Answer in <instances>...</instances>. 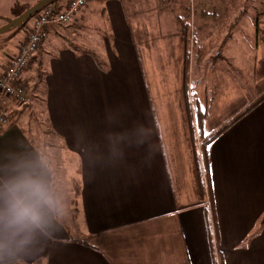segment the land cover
Segmentation results:
<instances>
[{"label":"crops","instance_id":"1","mask_svg":"<svg viewBox=\"0 0 264 264\" xmlns=\"http://www.w3.org/2000/svg\"><path fill=\"white\" fill-rule=\"evenodd\" d=\"M95 2L110 26L111 38L94 34L110 69L84 53L90 45L82 43L78 55L62 47L41 87L60 136L58 164L29 126L12 123L0 134V174L17 165L43 171L66 210L23 264H264V100L205 145L221 125L209 129L206 111L189 116L182 92L195 30L186 40L178 18L167 28L155 0L147 9L132 0ZM76 15L71 25L82 27L81 39L85 21L96 18ZM258 22L264 41V13ZM164 105L174 111H159Z\"/></svg>","mask_w":264,"mask_h":264},{"label":"rangeland","instance_id":"2","mask_svg":"<svg viewBox=\"0 0 264 264\" xmlns=\"http://www.w3.org/2000/svg\"><path fill=\"white\" fill-rule=\"evenodd\" d=\"M38 1L0 0V28L8 21L21 16ZM68 1L57 0L56 4L63 9ZM85 1V6L76 14H80L79 17L88 18V14L92 12L93 15L90 17L95 16L94 23L85 21L86 26L83 30L84 33H81V36L83 35L81 39L78 33L82 27L77 28V26L71 25L76 22L78 16L76 14L68 22L51 23L45 26L41 43L33 54L34 58L24 68L21 76L29 104L27 107H21L20 111L10 113L7 124L0 127L1 134L12 123L18 122L25 128L29 126L30 137L38 146L51 147L48 148V154L53 157L52 160L55 163L60 161V136L55 132V129L50 127L49 115L43 110L41 102V99L45 98V93L41 87L44 88L46 74L49 72V60L59 54V49L62 47L71 50L76 55L81 54L83 53L81 45L84 43L90 45V49L87 48L88 50H84V53L94 60L97 59L98 66L103 72L110 69L108 58L104 55L103 40L94 35L100 33L101 35L98 36L104 34V36L111 38L110 26L101 14L96 0ZM132 1L135 5L136 1L140 2L139 6L143 9H147L146 7L152 2V0ZM155 1L158 12L167 28H174L175 23H177L175 19L178 18L179 27L182 20L186 23L188 35L193 29L197 35L196 46L192 41H186L191 56L187 66V96L184 88L182 92L185 97L184 101H187L191 113L208 112L209 129L221 125L214 134L208 136L206 121L204 120L203 133L204 136H208L204 144L207 145L235 122L253 112L256 105L264 100V57L262 54L264 41L259 36V25L257 26L260 16L264 13V0H231L222 4L220 6L222 9H216L211 15L212 17H206L207 22H205V16L208 15L203 16L199 13L200 8L205 6L207 0ZM213 6H215V2L209 4V7ZM43 8H40L21 25L0 33V64L2 61L10 59L15 48L25 38L31 21ZM221 12L222 15H220ZM199 45L206 50V53L200 60H197L196 54L199 52L197 50ZM38 65L40 68H37ZM166 75L169 74L166 73ZM182 108L183 106H180V109ZM167 110L170 113L174 111L171 106L164 105L163 109L162 106H159V111L165 112ZM21 113L27 114L19 117ZM197 116L199 119V115ZM199 123L200 121L197 120L198 128H200ZM194 126L197 129L195 123ZM212 136L213 139H209ZM197 146L198 152L202 154L201 140H197ZM201 159L203 161L204 158L201 157ZM257 230L258 228H256ZM248 239L249 236L242 241L240 246L246 244Z\"/></svg>","mask_w":264,"mask_h":264},{"label":"clouds","instance_id":"3","mask_svg":"<svg viewBox=\"0 0 264 264\" xmlns=\"http://www.w3.org/2000/svg\"><path fill=\"white\" fill-rule=\"evenodd\" d=\"M65 211L43 171L17 165L0 174V264H23Z\"/></svg>","mask_w":264,"mask_h":264},{"label":"built area","instance_id":"4","mask_svg":"<svg viewBox=\"0 0 264 264\" xmlns=\"http://www.w3.org/2000/svg\"><path fill=\"white\" fill-rule=\"evenodd\" d=\"M85 0H69L65 7L56 13L45 6L31 21L30 28L17 53L12 56L0 72V127L5 126L12 107H22L28 102L21 76L33 56L44 27L51 23L68 22L85 6Z\"/></svg>","mask_w":264,"mask_h":264},{"label":"trees","instance_id":"5","mask_svg":"<svg viewBox=\"0 0 264 264\" xmlns=\"http://www.w3.org/2000/svg\"><path fill=\"white\" fill-rule=\"evenodd\" d=\"M96 1H100V2H103V1H106V0H96ZM209 3H213V2H215V6H213V7H211V10H212V8H213V12L211 13V10H210V8H207V9H203V8H201L200 9V11H204V12H207L208 14V17L209 16H211L214 12H215V10L216 9H220L221 7V5L222 4H224V3H227V2H230L231 0H207ZM56 2H57V0H51L48 4H46V5H44V7L45 6H50L51 7V9H52V12L53 13H56V12H58L59 10H61L62 8L60 7V6H58L57 4H56ZM222 9V8H221ZM219 14V13H218ZM217 14V15H218ZM223 13L221 12L220 13V15H222ZM212 17V16H211ZM210 18V17H209ZM215 18V17H214ZM213 19V18H212ZM215 19H221L220 17L219 18H215ZM180 26H181V30L183 31V33H184V36H185V38H186V40H187V35H188V33L186 32L187 31V27H186V23H184V21H182L181 20V23H180ZM45 28V27H44ZM44 30V29H43ZM42 37H43V31H42V33H41V35H40V40H39V42H38V45H39V43H41V40H42ZM38 45H37V47H38ZM194 46H196V42H195V45ZM36 47V48H37ZM197 50H199V52L196 54V59L197 60H200L204 55H205V53H206V50L202 47V46H198V48H197ZM190 53L189 52H185V72H184V91H185V95L187 96V86H188V73H187V66H188V61H189V59H190ZM34 58V55L31 57V59L29 60V62L30 61H32V59ZM28 62V63H29ZM28 63H27V65H28ZM26 105V104H25ZM186 106H187V112H188V115L189 116H191V111H190V108H189V105H188V103H187V101H186ZM3 127V126H2ZM200 131H202V129H200ZM190 134H191V138H192V142L194 143V140H195V136H194V128H193V126L191 125V121H190ZM194 158H195V163H196V170H197V177H198V182H199V184H200V188H201V193L203 194V187H204V178H203V174H202V170H201V163H200V161H199V156L197 155V153L196 152H194ZM206 220H207V217H206ZM207 230L209 231V228H207ZM221 263V262H220ZM220 263H218V264H220ZM214 264H217L216 263V261H214ZM222 264V263H221Z\"/></svg>","mask_w":264,"mask_h":264},{"label":"water","instance_id":"6","mask_svg":"<svg viewBox=\"0 0 264 264\" xmlns=\"http://www.w3.org/2000/svg\"><path fill=\"white\" fill-rule=\"evenodd\" d=\"M51 0H39L34 6L27 9L21 16L18 18L8 21L7 24L0 28V33L6 31L12 27L21 25L24 21L30 18L34 13H36L44 5L48 4Z\"/></svg>","mask_w":264,"mask_h":264},{"label":"bare ground","instance_id":"7","mask_svg":"<svg viewBox=\"0 0 264 264\" xmlns=\"http://www.w3.org/2000/svg\"><path fill=\"white\" fill-rule=\"evenodd\" d=\"M44 7V6H43Z\"/></svg>","mask_w":264,"mask_h":264},{"label":"snow or ice","instance_id":"8","mask_svg":"<svg viewBox=\"0 0 264 264\" xmlns=\"http://www.w3.org/2000/svg\"><path fill=\"white\" fill-rule=\"evenodd\" d=\"M206 134V133H205Z\"/></svg>","mask_w":264,"mask_h":264}]
</instances>
